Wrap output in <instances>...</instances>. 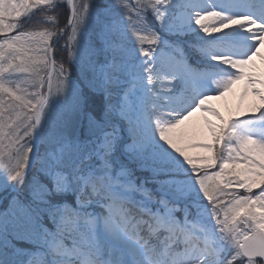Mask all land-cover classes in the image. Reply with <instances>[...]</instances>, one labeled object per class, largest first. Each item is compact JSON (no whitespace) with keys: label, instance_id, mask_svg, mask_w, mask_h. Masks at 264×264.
Masks as SVG:
<instances>
[{"label":"snow or ice","instance_id":"snow-or-ice-1","mask_svg":"<svg viewBox=\"0 0 264 264\" xmlns=\"http://www.w3.org/2000/svg\"><path fill=\"white\" fill-rule=\"evenodd\" d=\"M260 46L264 0H0V264H264Z\"/></svg>","mask_w":264,"mask_h":264},{"label":"rangeland","instance_id":"rangeland-1","mask_svg":"<svg viewBox=\"0 0 264 264\" xmlns=\"http://www.w3.org/2000/svg\"><path fill=\"white\" fill-rule=\"evenodd\" d=\"M215 2V0H214ZM212 23V22H207ZM215 26V25H212ZM248 25H245L247 27ZM145 34V33H142ZM223 37L228 38L227 34L223 35ZM236 39V37H235ZM226 70V66L219 65L218 63L214 64L212 68H205L203 70L213 73L215 75L221 74V70ZM249 71H255V72H264V46H260V53L259 55H256L253 57L251 64L248 66ZM204 85L208 87L209 91H215V88H212L211 85V78L205 80ZM246 89V82L241 81L238 82L236 85L233 86V89L228 92L226 95L220 98H215V93H210L214 96L212 100L209 101V103H215L217 101H220L221 103H224L225 105H229L230 108H232L233 113L240 112L241 106L246 103L250 104V115H254V109L259 104V99L255 95L248 93L245 94ZM168 104L165 107H169ZM166 111V110H162ZM248 117V116H246ZM245 117V118H246ZM207 114L204 111L196 113L194 116L191 117L190 120L186 121L184 125L181 126L180 129L177 130V136L179 137L181 134H183V141L182 146H186L190 143H196V142H210V136L206 131V120ZM190 155H201L198 149L195 148H188Z\"/></svg>","mask_w":264,"mask_h":264},{"label":"trees","instance_id":"trees-1","mask_svg":"<svg viewBox=\"0 0 264 264\" xmlns=\"http://www.w3.org/2000/svg\"><path fill=\"white\" fill-rule=\"evenodd\" d=\"M76 2L78 3L79 2V0H76ZM62 3H63V0H62ZM67 12V5L66 4H64V7H62V9L60 10V12L59 13H57V15H58V17L60 18V19H63L64 18V14ZM44 19H46V16H41V17H38L37 18V20L39 21V20H44ZM30 30H32V31H42L43 30V26H40V25H38V26H36V27H33V28H31ZM147 33H145V35H146ZM221 35V34H220ZM60 45L61 46H64V41L62 40L61 42H60ZM201 59H208V60H210L209 58H207V57H204V58H201ZM210 61H212V60H210ZM42 75H43V73H42ZM180 89H182L181 88V86L177 83L176 84V86H175V88H174V90L172 91V92H163V91H161L160 92V96H161V100H160V103L161 104H164V100H163V97H165V96H167V95H171V96H175V92H178V90H180ZM30 91H31V89H30ZM210 106H213V107H215L217 110H219L224 116H225V118L227 119V118H234V117H238V118H242L243 116H245L247 113H248V111H249V109H250V106L249 105H247V104H244L242 107H241V110H240V112L238 113V114H234L233 112H232V110H231V108L230 107H227V106H224V105H222L221 103H219V102H216V103H213V104H211ZM5 143L7 144V141H5ZM8 149H6L5 150V155H7L8 154ZM201 153L203 154V155H209L210 153H208L207 152V150H204V149H201ZM12 163H15V161H12ZM238 191H243V190H238Z\"/></svg>","mask_w":264,"mask_h":264}]
</instances>
